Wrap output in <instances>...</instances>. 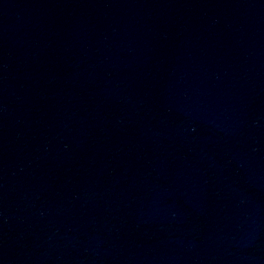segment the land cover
<instances>
[{"label":"water","instance_id":"water-1","mask_svg":"<svg viewBox=\"0 0 264 264\" xmlns=\"http://www.w3.org/2000/svg\"><path fill=\"white\" fill-rule=\"evenodd\" d=\"M0 264H264V0H0Z\"/></svg>","mask_w":264,"mask_h":264}]
</instances>
